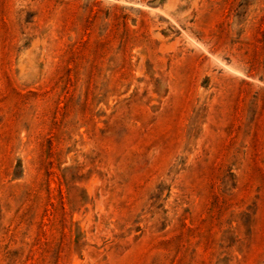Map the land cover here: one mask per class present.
Returning <instances> with one entry per match:
<instances>
[{
  "label": "rangeland",
  "instance_id": "374dc122",
  "mask_svg": "<svg viewBox=\"0 0 264 264\" xmlns=\"http://www.w3.org/2000/svg\"><path fill=\"white\" fill-rule=\"evenodd\" d=\"M0 264H264V0H0Z\"/></svg>",
  "mask_w": 264,
  "mask_h": 264
}]
</instances>
